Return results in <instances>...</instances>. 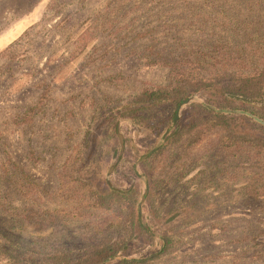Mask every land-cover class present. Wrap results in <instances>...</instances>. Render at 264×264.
Here are the masks:
<instances>
[{"label": "rangeland", "instance_id": "obj_1", "mask_svg": "<svg viewBox=\"0 0 264 264\" xmlns=\"http://www.w3.org/2000/svg\"><path fill=\"white\" fill-rule=\"evenodd\" d=\"M186 1L0 0V152L6 150L15 166L10 167L16 176L13 206H25L21 185L27 191L38 185L41 207L57 217L46 230L27 227L30 238L41 237L78 256L95 238L117 237L126 213L95 211L77 188L82 181L101 193L109 186L136 192L142 226L152 238L139 235L129 259L264 264V196L249 194L264 192V174L247 164H228L205 148L177 163L179 152L162 160L157 151L167 144L170 108L142 111L144 121L128 114L138 109L132 101L142 91L169 83L167 70L148 67L142 57L168 52L183 36L190 24ZM203 1L213 0H188ZM242 1H236L241 15ZM255 1L262 12L250 22L264 23V0ZM193 97L180 112L183 125L198 117L194 106L209 109L213 96ZM229 116L248 118L251 124L240 125L241 130L264 136L263 123L243 114ZM21 121L30 124L19 126ZM78 151L84 162L71 178L69 162ZM9 227L0 220V239L8 240L18 259L26 247L20 232ZM10 262L0 257V264Z\"/></svg>", "mask_w": 264, "mask_h": 264}, {"label": "trees", "instance_id": "obj_2", "mask_svg": "<svg viewBox=\"0 0 264 264\" xmlns=\"http://www.w3.org/2000/svg\"><path fill=\"white\" fill-rule=\"evenodd\" d=\"M236 1L213 0L191 4L186 1L190 24L184 29L183 36L168 52H151L142 57L148 67L167 70L169 83L142 91L132 101V107L138 109H130L128 114L135 115L131 120L144 121L148 117L139 115L142 111L165 106L170 108L167 123L171 127L168 129L167 144L157 151L158 155H163L162 160L166 153L179 152L177 163L181 158L188 159L205 148L206 152H216L228 164H247L255 174L263 175L264 136L241 130L240 125L251 124L248 118L216 113L203 105H196L198 117L183 125L179 114L181 106L191 97L209 92L213 97L208 104L218 110L252 113L264 119V23L250 22L255 14L260 15L262 6L260 1L244 0L241 6L244 13L241 15ZM211 2L213 5L206 8V4ZM29 124L25 121L18 123L19 126ZM116 132L119 134L118 127ZM85 144L88 145L87 140ZM0 155L3 156L0 164V220L10 222L11 232H20L27 250H21L24 252L16 259L6 246L8 240L1 238L0 257L11 261L10 264H148L155 257L129 259L126 255L139 235L148 234L138 213L136 192L109 186L108 191L101 193L91 183L83 184L82 181L77 188L83 191V196L95 211L123 210L126 213L116 232L117 237L100 241L95 238L92 246L78 256L70 255L58 244H47L41 237L30 238L27 227L46 230L57 224V217L54 212H45L41 207L43 192L38 185L30 186V191L21 185L19 190L26 201L25 206H13L10 189L16 176L10 167L15 166L11 164L6 150ZM81 157L82 153L78 151L69 162L72 166L71 178L75 177L76 170L84 162ZM249 194L255 199L264 196L259 189ZM29 204H34L36 208L31 209ZM164 243L165 246L170 245L169 240ZM28 247L34 248L29 251Z\"/></svg>", "mask_w": 264, "mask_h": 264}, {"label": "water", "instance_id": "obj_3", "mask_svg": "<svg viewBox=\"0 0 264 264\" xmlns=\"http://www.w3.org/2000/svg\"><path fill=\"white\" fill-rule=\"evenodd\" d=\"M195 100H196V97H192V98H190L186 103H184V104L181 106L180 110H179V114H180V112H181V110H182L183 107H185V106L191 104V103L194 102ZM206 107H208L209 109L214 110V111L217 112V113L225 114V115H228V116H229L230 114H243V115H247L248 117L253 118L255 121H257V122H259V123H263V122H261V120H259V119L255 118V117H253L251 114L246 113V112H237V111L232 112V111H226V110H218V109H215V108L210 107V106H206ZM263 124H264V123H263Z\"/></svg>", "mask_w": 264, "mask_h": 264}]
</instances>
